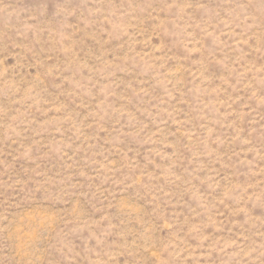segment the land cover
I'll return each instance as SVG.
<instances>
[{
    "label": "rangeland",
    "instance_id": "1",
    "mask_svg": "<svg viewBox=\"0 0 264 264\" xmlns=\"http://www.w3.org/2000/svg\"><path fill=\"white\" fill-rule=\"evenodd\" d=\"M0 264H264V0H0Z\"/></svg>",
    "mask_w": 264,
    "mask_h": 264
}]
</instances>
